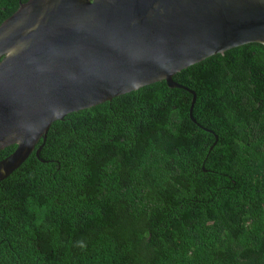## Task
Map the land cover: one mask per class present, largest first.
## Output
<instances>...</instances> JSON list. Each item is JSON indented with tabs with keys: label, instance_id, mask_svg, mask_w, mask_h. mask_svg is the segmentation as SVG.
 Returning <instances> with one entry per match:
<instances>
[{
	"label": "trees",
	"instance_id": "trees-1",
	"mask_svg": "<svg viewBox=\"0 0 264 264\" xmlns=\"http://www.w3.org/2000/svg\"><path fill=\"white\" fill-rule=\"evenodd\" d=\"M173 81L195 122L161 81L51 124L0 182V264H264V46Z\"/></svg>",
	"mask_w": 264,
	"mask_h": 264
},
{
	"label": "water",
	"instance_id": "water-1",
	"mask_svg": "<svg viewBox=\"0 0 264 264\" xmlns=\"http://www.w3.org/2000/svg\"><path fill=\"white\" fill-rule=\"evenodd\" d=\"M246 44L264 46V0H28L0 25V182L54 121ZM207 131L206 129H204Z\"/></svg>",
	"mask_w": 264,
	"mask_h": 264
}]
</instances>
